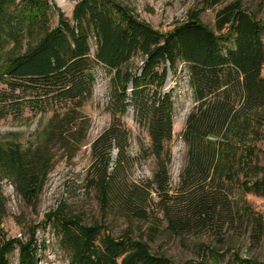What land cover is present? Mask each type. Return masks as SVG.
Returning a JSON list of instances; mask_svg holds the SVG:
<instances>
[{
  "label": "trees",
  "instance_id": "obj_1",
  "mask_svg": "<svg viewBox=\"0 0 264 264\" xmlns=\"http://www.w3.org/2000/svg\"><path fill=\"white\" fill-rule=\"evenodd\" d=\"M201 2L212 7L220 0ZM90 33L95 42L92 56ZM263 41L264 16L258 19L239 0L215 12L213 30L193 14L165 33L107 0H78L70 22L59 19L38 46L0 70V120L48 115L38 137L40 145L65 141L91 97L93 67L100 65L112 73L106 104L110 121L90 144L89 184L100 200L107 205L113 201L124 216L142 220L152 190L168 232L200 233L213 222L219 229L234 220L223 212L230 186L264 198V172L254 164L251 149L264 109ZM135 58L140 59L139 65L131 66ZM179 66L186 72L194 105L181 132L185 163L177 188L169 194L173 102L171 90L165 92L162 87ZM128 109L134 123L145 131L155 161L145 187L127 184L119 171L127 164L123 156L127 132L121 117ZM113 150L114 168L108 173ZM22 156L19 146H1L0 168L13 166ZM37 157V150L30 152L28 162L33 164ZM2 207L0 203V211ZM249 212L242 207L237 216L258 221ZM34 257L29 244L19 245V264H34ZM233 259L226 264H264ZM160 263L151 256L145 261Z\"/></svg>",
  "mask_w": 264,
  "mask_h": 264
},
{
  "label": "rangeland",
  "instance_id": "obj_2",
  "mask_svg": "<svg viewBox=\"0 0 264 264\" xmlns=\"http://www.w3.org/2000/svg\"><path fill=\"white\" fill-rule=\"evenodd\" d=\"M76 1L0 0V70L38 46L59 19L70 22ZM107 1L120 6L137 21L165 33L193 14L204 27L213 30L215 12L233 0H220L212 7L201 0ZM239 1L258 19L264 16V0ZM88 45L92 56L95 42L91 33ZM139 61L135 58L131 66L139 65ZM93 76L91 97L79 110L72 136L65 135V141L40 145L38 137L48 115L24 114L20 119L7 116L0 120V147L13 144L23 154L13 166L0 168V203L3 204L0 264H19V245L24 244L34 249V264H145L148 256L160 264H226L234 257L264 262V198L243 194L235 184L225 191L227 203L223 210L234 220L219 229L213 222V226L200 233L168 232L154 204L156 197L152 190L142 220L124 216L113 201L107 205L100 200L89 184L90 144L110 121L106 104L112 73L95 65ZM162 90H171L173 102L167 165L169 194H172L186 157L181 132L194 105L181 66L175 76L167 75ZM260 111L259 135L251 149L254 164L264 172V109ZM121 123L127 132L123 154L127 164L119 169L120 175L127 184L145 187L155 170L145 131L134 123L130 109L121 117ZM35 150L38 160L31 164L27 155ZM114 162L115 150L110 154L108 173L113 171ZM242 207L249 209L258 221L240 219L237 212Z\"/></svg>",
  "mask_w": 264,
  "mask_h": 264
}]
</instances>
